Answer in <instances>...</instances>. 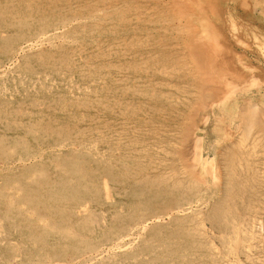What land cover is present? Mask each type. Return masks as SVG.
<instances>
[{"label": "rangeland", "instance_id": "1", "mask_svg": "<svg viewBox=\"0 0 264 264\" xmlns=\"http://www.w3.org/2000/svg\"><path fill=\"white\" fill-rule=\"evenodd\" d=\"M0 264H264V0H0Z\"/></svg>", "mask_w": 264, "mask_h": 264}]
</instances>
